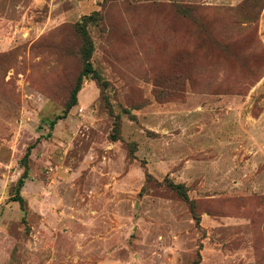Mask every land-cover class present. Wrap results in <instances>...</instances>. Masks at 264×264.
Segmentation results:
<instances>
[{"label":"rangeland","instance_id":"rangeland-1","mask_svg":"<svg viewBox=\"0 0 264 264\" xmlns=\"http://www.w3.org/2000/svg\"><path fill=\"white\" fill-rule=\"evenodd\" d=\"M0 264H264V0H0Z\"/></svg>","mask_w":264,"mask_h":264},{"label":"trees","instance_id":"trees-1","mask_svg":"<svg viewBox=\"0 0 264 264\" xmlns=\"http://www.w3.org/2000/svg\"><path fill=\"white\" fill-rule=\"evenodd\" d=\"M99 12H95L93 15L86 17V20L84 21V23H87L90 21V19L92 17L98 16ZM88 19V20H87ZM93 54V43L88 35V33L86 31H84L82 33V47H81V57L83 59L84 62V69L81 73V75L79 76V78L77 79L76 85L74 87V89L71 92L70 95V100L67 103L64 111L62 114L56 116L51 122V126L53 127L55 124H57V122L59 120H62L64 118L67 117L69 111L75 106L77 105V101H78V93L82 88V80L84 77H93L96 80H99V75L96 72V70L93 68L90 59L92 57ZM34 145H30L27 148V151L22 159V163L24 165V172L22 174V176L20 177V179L18 180V186L16 189V195L14 196V200L19 202L21 208L23 211H25V200L23 199V197L20 195L21 189L24 186L25 180L28 177V172H29V166H28V160L31 154V150L34 148ZM172 189H174L175 191L178 192V194L187 202H190L188 200L187 194L183 188L182 185H170ZM190 209L193 215L194 220L196 221V224L199 225L200 224V219L196 216V214L193 211V206H192V202H190Z\"/></svg>","mask_w":264,"mask_h":264}]
</instances>
